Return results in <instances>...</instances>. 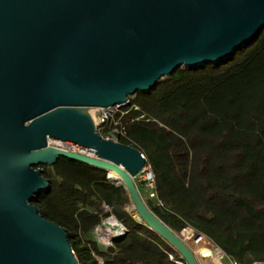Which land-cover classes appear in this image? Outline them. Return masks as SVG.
Here are the masks:
<instances>
[{
    "label": "water",
    "instance_id": "95a60500",
    "mask_svg": "<svg viewBox=\"0 0 264 264\" xmlns=\"http://www.w3.org/2000/svg\"><path fill=\"white\" fill-rule=\"evenodd\" d=\"M263 29L264 0H0V264H81L68 228L35 202L51 186L41 165L61 156L119 172L140 216L201 264L145 200L143 150L104 136L92 108L126 106L181 66L222 62Z\"/></svg>",
    "mask_w": 264,
    "mask_h": 264
},
{
    "label": "trees",
    "instance_id": "16d2710c",
    "mask_svg": "<svg viewBox=\"0 0 264 264\" xmlns=\"http://www.w3.org/2000/svg\"><path fill=\"white\" fill-rule=\"evenodd\" d=\"M117 115L128 130L120 140L156 172L159 216L203 232L240 264L264 262V29L222 62L181 66L138 91ZM41 166L51 186L35 202L68 228L82 264H177L180 251L130 209L109 170L67 156ZM111 215L127 230L105 246L96 229Z\"/></svg>",
    "mask_w": 264,
    "mask_h": 264
},
{
    "label": "built area",
    "instance_id": "2783aa9c",
    "mask_svg": "<svg viewBox=\"0 0 264 264\" xmlns=\"http://www.w3.org/2000/svg\"><path fill=\"white\" fill-rule=\"evenodd\" d=\"M122 107L123 106H118V105L108 108L102 107L103 110L100 114V121L96 123L100 131L102 129L107 128L108 125L111 124V128L106 137L120 140L123 136L128 135L127 125L123 122L122 118L118 117L117 115V111L121 110ZM139 118L144 119L146 118V115L141 114ZM51 140H54L55 145L60 146L62 148H66L94 156L96 155L94 150L83 147L81 145L68 141H63L60 139H50V141ZM143 154L144 156L147 157L144 151ZM137 177L140 180L143 179L145 180V184L148 188L149 195L153 199H156L159 203L164 204L163 200L159 196L156 172L150 162H147V165L138 174ZM105 205L107 210H111V206H109L107 203H105ZM188 228H190L191 231H193V233L195 234V238L191 242L188 240V238H186V234H185ZM126 230H127V226L121 220H119L115 215H111L104 218L102 224L97 227L96 235L105 246H110L114 243L116 237L120 234L125 233ZM183 230L181 232L183 237L194 248V250L199 256L201 264H225L224 263L225 258H229L230 264H240L236 259L230 257L224 249H222L219 245H217L211 238L206 236L204 233L202 235H198L200 231L194 229L193 227H186ZM204 236H206L207 238H203ZM202 243H204L203 244L204 246H208L209 248H211L215 256L213 255L209 256L208 254L203 252V250H201L199 246L202 245ZM171 256L176 261L177 264H189L182 254L180 257H176L173 254H171Z\"/></svg>",
    "mask_w": 264,
    "mask_h": 264
},
{
    "label": "rangeland",
    "instance_id": "374dc122",
    "mask_svg": "<svg viewBox=\"0 0 264 264\" xmlns=\"http://www.w3.org/2000/svg\"><path fill=\"white\" fill-rule=\"evenodd\" d=\"M102 110H103L102 107H94V108H92L93 115H95L98 118V122L100 121V114H101ZM50 144L55 145V141L54 140H51L50 141ZM110 174H111V171H109V177H110ZM110 178L113 179L112 177H110ZM136 180H137V183H138V185H139V187L141 189V192H142L145 200L156 211L158 209L159 204H161V203H159L156 199H153L149 195L148 188H147V186L145 184V180L144 179L143 180H140V179H138V177H136ZM114 181H116V180H114ZM117 183H119V182H117ZM120 184H122V183H120ZM130 209L131 210H136V215L141 218L140 213L138 212V210H137V208H136V206H135L134 203H133L132 206H130ZM188 229H190V228H188ZM224 263L225 264H230L229 258H225Z\"/></svg>",
    "mask_w": 264,
    "mask_h": 264
},
{
    "label": "bare ground",
    "instance_id": "6f19581e",
    "mask_svg": "<svg viewBox=\"0 0 264 264\" xmlns=\"http://www.w3.org/2000/svg\"><path fill=\"white\" fill-rule=\"evenodd\" d=\"M94 117H95L96 122H98V118H97L95 115H94ZM111 177H112L114 180H116L117 182H119V183L124 182V178L121 176V174H120L119 172H117V171H115V170H111ZM185 234H186V238H188V240H189L190 242H191L192 240H194V238H195V234L193 233V231H191V229L186 230ZM203 238H207V237L204 236ZM203 244H204V243H202V245H199V244H198V245L200 246L201 250H203V252H205V253L208 254L209 256H210V255L215 256L213 250H212L211 248H209L208 246H204ZM196 246H197V245H196Z\"/></svg>",
    "mask_w": 264,
    "mask_h": 264
}]
</instances>
